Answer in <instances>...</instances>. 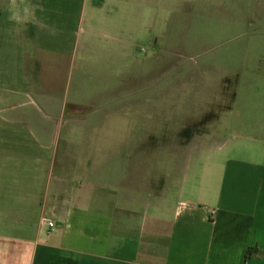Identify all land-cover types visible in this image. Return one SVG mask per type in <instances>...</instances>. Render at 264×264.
Segmentation results:
<instances>
[{
    "label": "crops",
    "instance_id": "1",
    "mask_svg": "<svg viewBox=\"0 0 264 264\" xmlns=\"http://www.w3.org/2000/svg\"><path fill=\"white\" fill-rule=\"evenodd\" d=\"M241 38L223 91L161 87L159 135L120 103ZM218 95L230 136L188 130ZM0 264H264V0H0Z\"/></svg>",
    "mask_w": 264,
    "mask_h": 264
},
{
    "label": "rangeland",
    "instance_id": "2",
    "mask_svg": "<svg viewBox=\"0 0 264 264\" xmlns=\"http://www.w3.org/2000/svg\"><path fill=\"white\" fill-rule=\"evenodd\" d=\"M244 38L238 39V40H231V41H225L222 42V45L220 47L216 48H209V49H200L205 50L202 55L203 57H191L187 56L185 54L181 60L182 62L175 64L169 62V56L165 53V51L161 52V55H163L162 59V70L165 67L167 63V71L169 73H179L177 77L184 76L181 75L184 73L185 75L187 73H193L194 79L191 80H185L184 82L182 81H176L174 80V75L172 76L173 79H164V80H156L155 82L153 81V84L151 85L152 91H143V90H138L133 96L130 97H124L121 96L120 103L127 102L129 99L132 102L135 107H138V103L140 99L145 98L149 104L150 110L146 109V112L142 113V118L141 117H136L135 122L138 124L139 122H143L146 125H148L151 128L152 135L157 136L159 135V130H160V123H161V117H160V112L158 110L159 108V99H160V89L161 87H164L166 85L170 84H175L176 82H180V84L183 83L185 87L188 86V83L191 85V87L199 88L201 90H216L217 92L223 91L224 87H228V80H225V73H228L231 71V66L227 65L225 63L226 60V54H230L232 51L237 50L236 44L238 42H241L240 40H243ZM160 51V49H157ZM153 51V49H151ZM222 55L224 56L222 58ZM209 56V57H208ZM215 56V58H213ZM217 57H221L222 60L219 63L214 64L212 61L213 59H217ZM168 58V61H167ZM152 65V64H150ZM153 71H159V69L156 70V67L161 65H155L153 64ZM158 68V67H157ZM189 85V86H190ZM175 88V87H174ZM222 93V92H221ZM200 109H201V114L204 115L205 118H201L200 120H195L194 122L190 123V125H187L189 128L188 130L190 131H195V132H200V131H207L208 128L213 130H219L222 132L221 137L223 136H230V133L228 132V128L223 129V127L220 126L219 121L215 120H207L206 116L209 112L217 114L216 111L222 110L223 105L226 104L224 102V97L223 96H200ZM204 110V111H203ZM138 112V111H137ZM136 112V115L138 114ZM211 113V114H212ZM217 124V125H216ZM216 125V126H215ZM153 149V154L157 157L161 153L160 145H152Z\"/></svg>",
    "mask_w": 264,
    "mask_h": 264
},
{
    "label": "built area",
    "instance_id": "3",
    "mask_svg": "<svg viewBox=\"0 0 264 264\" xmlns=\"http://www.w3.org/2000/svg\"><path fill=\"white\" fill-rule=\"evenodd\" d=\"M44 219L47 220V223H48V225H49L50 228H55V227H56L55 222H53V221H51V220H48V219H46V218H44Z\"/></svg>",
    "mask_w": 264,
    "mask_h": 264
}]
</instances>
